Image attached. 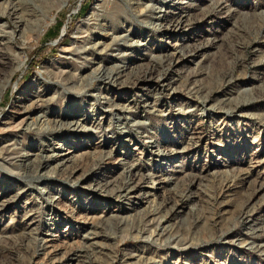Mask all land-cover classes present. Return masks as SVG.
Returning <instances> with one entry per match:
<instances>
[{"label":"rangeland","instance_id":"374dc122","mask_svg":"<svg viewBox=\"0 0 264 264\" xmlns=\"http://www.w3.org/2000/svg\"><path fill=\"white\" fill-rule=\"evenodd\" d=\"M0 264H264V0H0Z\"/></svg>","mask_w":264,"mask_h":264},{"label":"bare ground","instance_id":"6f19581e","mask_svg":"<svg viewBox=\"0 0 264 264\" xmlns=\"http://www.w3.org/2000/svg\"><path fill=\"white\" fill-rule=\"evenodd\" d=\"M179 22V21H178ZM177 24V23H176ZM89 41V40H88ZM98 43V42H96ZM99 44V43H98ZM101 45V44H100ZM97 46V45H95ZM175 57V56H174ZM183 57V54L180 55L179 57H175L173 59V63H176L179 61V59H181ZM177 60V61H176ZM102 69V68H101ZM100 70V69H99ZM98 70V71H99ZM157 70V69H156ZM166 73V72H165ZM110 80V79H109ZM111 81V80H110ZM38 108L42 107L41 104H39L37 106ZM41 117H44V113H40L38 115V118H41ZM45 121V120H44ZM24 119L19 123L20 126H22V124L24 123ZM65 125V124H64ZM67 125H70V126H81V122H76V121H70L69 123H67ZM74 128V127H73ZM75 129V128H74ZM77 129V128H76ZM75 149H68L66 152H63V153H60V154H47V155H41L39 156V164L42 166V165H48L50 164L51 162H57V164L55 165L56 168H58L59 166H61L63 163L65 162H68L70 160H72V158L75 156ZM136 173L133 172V170H128L124 176V178H121L122 180L118 181L116 186L117 188L119 189L117 194H116V197H126L129 195V193H133L135 192L137 189H139L140 187H142V184L144 181H137L136 180ZM126 179H129L130 182ZM113 196V195H112ZM177 203V202H176ZM180 203H178L179 205ZM62 219H64L63 216H61L59 213L55 212V214L53 215V218H52V221H53V224H60ZM30 223V222H29ZM1 254H3V258L5 259V262L6 263H9L10 260H8V256H9V253H6V251L2 250L1 251ZM74 256H78V253ZM74 256L71 257V259L74 258Z\"/></svg>","mask_w":264,"mask_h":264},{"label":"trees","instance_id":"16d2710c","mask_svg":"<svg viewBox=\"0 0 264 264\" xmlns=\"http://www.w3.org/2000/svg\"><path fill=\"white\" fill-rule=\"evenodd\" d=\"M64 25L63 21H59L55 27L48 29V31L46 32V35L48 38L50 39H55L59 36V32L61 30V27Z\"/></svg>","mask_w":264,"mask_h":264}]
</instances>
